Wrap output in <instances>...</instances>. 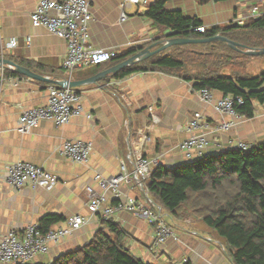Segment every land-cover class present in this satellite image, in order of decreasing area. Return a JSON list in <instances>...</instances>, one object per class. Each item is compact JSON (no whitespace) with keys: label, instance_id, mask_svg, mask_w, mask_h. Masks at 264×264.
Returning a JSON list of instances; mask_svg holds the SVG:
<instances>
[{"label":"crops","instance_id":"1","mask_svg":"<svg viewBox=\"0 0 264 264\" xmlns=\"http://www.w3.org/2000/svg\"><path fill=\"white\" fill-rule=\"evenodd\" d=\"M39 1L0 0V58L3 50L4 58L35 72L56 79L68 78L63 65L68 51L67 40L32 22L31 12ZM122 2L93 0L88 45L121 54L171 34V29L156 24L145 15L146 6H126L128 17L121 20ZM166 7L198 17L208 28L231 24L239 14H247L253 7L264 14V0H170ZM11 38H17V46L6 45ZM258 59L260 72L264 60ZM7 68L9 73L5 74ZM10 71L16 70L10 65L4 70L0 67V84L3 85L0 91V234L11 229L22 234L27 224L39 221L48 213H58L67 219L75 213L87 216L85 186L88 183L98 186L92 178L95 171L105 176L119 174L122 163L132 173L134 163L130 156L142 141L140 131L153 138L144 145V153L149 158L159 157L154 168L159 164L175 167L189 161L178 145L189 135L184 127L194 114L202 112L204 119L213 125L221 119L213 106L200 100L193 81L162 71H139L75 87L82 94L85 110L91 111L92 119L82 114L60 127L50 120H43L30 132L21 133L17 127L22 109L45 105L49 89L58 85L10 74ZM97 73L96 67L87 71L75 69L73 79L82 80ZM215 94L217 97L224 95L220 91ZM255 105L254 115L241 116L229 131L208 133V153L218 154L236 148L240 140L250 144L264 142V104L257 102ZM70 138L94 142V152L87 163H74L61 154V143ZM15 161L44 167L57 174L60 181L52 190L25 187L14 191L2 180L1 171ZM121 189L124 195L144 197L135 179L122 182ZM89 218L91 220L73 236L52 244L47 254L38 255L30 262L48 264L63 252L88 242L101 224L98 217ZM116 221L129 232V248L147 262L234 264L214 230L208 226L202 229L189 226L193 219L172 227L178 239L171 238L158 248L153 244L154 226L146 218L122 211ZM0 264L5 263L0 261Z\"/></svg>","mask_w":264,"mask_h":264},{"label":"trees","instance_id":"2","mask_svg":"<svg viewBox=\"0 0 264 264\" xmlns=\"http://www.w3.org/2000/svg\"><path fill=\"white\" fill-rule=\"evenodd\" d=\"M168 1L153 0L145 15L171 29V34L157 37L149 45L115 53L107 64H97V71L119 64L152 44L157 46L153 50L160 48V42L171 37L208 38L220 34L237 42L238 49L226 41L172 45L104 79L139 71H162L193 81L195 89L208 87L241 97L244 103L236 104L237 112L252 117L255 104H264V68L253 74L250 61L264 60V54L251 55L246 51L264 49V14L247 19L244 25L233 22L195 32L193 27L202 25L203 21L186 16L182 10H169ZM6 73H9L8 68ZM10 74L25 76L17 71ZM147 185L151 197L168 213L170 220L201 218L214 230L234 264H264V142L253 144L249 149L229 148L218 154L207 152L180 166L159 164ZM66 220L64 215L48 213L37 222L46 233ZM177 224L182 226L180 222ZM128 234L118 221L102 220L88 242L63 252L49 264H158L136 255L127 245Z\"/></svg>","mask_w":264,"mask_h":264},{"label":"built area","instance_id":"3","mask_svg":"<svg viewBox=\"0 0 264 264\" xmlns=\"http://www.w3.org/2000/svg\"><path fill=\"white\" fill-rule=\"evenodd\" d=\"M152 2L153 0H123L121 20L124 21L128 17L125 12L126 6L134 4L147 7ZM92 8L93 0H40L31 12V19L35 26H43L51 33L67 40L68 51L63 65L70 79H73L75 69L104 63L115 54L109 49L94 48L88 45L91 37L90 22L93 19ZM261 15L258 8L253 7V10L247 14H239L234 23L244 25L247 19L258 18ZM207 29L208 27L204 24L193 27L195 32H205ZM27 39L29 41L30 37ZM18 43L17 38H11L6 45L15 47ZM3 55L2 50V58H4ZM2 68L4 70V66ZM2 88L1 83L0 91ZM196 92L202 102L213 106L214 110L221 115V119L213 125L204 119L202 112L198 111L185 124L184 129L189 135L178 146L189 161L207 154L208 133L227 132L237 125V120L242 115L237 112L236 104L244 103L241 97H235L232 94L217 97L215 90L208 87L196 89ZM82 114L89 119L93 118L91 111L85 110L82 94L75 88L58 85L49 89L48 101L45 105L22 109L17 129L21 133L30 132L43 120H50L60 127L70 123L73 117ZM140 134L142 141L130 156L134 163L132 173L122 163V171L119 174L105 176L95 171L92 178L98 186L92 183L85 186L89 210L87 216L75 213L66 222L46 233L41 231L37 221H32L27 224L22 234L13 229L0 234V261L5 264L30 262L38 255L47 254L52 244L73 236L77 230L91 220L89 217H98L100 221H116L118 214L122 211L146 218L154 226L153 244L156 248L171 238L178 239L173 228L166 221L168 213L151 197L147 181L153 173L155 164L159 162V157L149 158L145 155L144 145L153 138L144 131H140ZM252 146L253 144L240 140L236 148L249 149ZM94 147L92 140L70 138L61 143L59 151L68 160L84 164L90 160ZM1 173L2 180L14 191H21L25 187H43L52 190L60 181L57 174L28 161H15L7 164ZM134 179L144 193L143 198L123 194L122 182ZM208 239L213 241L212 238ZM222 247L225 251V246L222 245Z\"/></svg>","mask_w":264,"mask_h":264},{"label":"water","instance_id":"4","mask_svg":"<svg viewBox=\"0 0 264 264\" xmlns=\"http://www.w3.org/2000/svg\"><path fill=\"white\" fill-rule=\"evenodd\" d=\"M216 41H226L228 42V44L234 48V49H238L239 45L237 42L228 39L227 37H224L220 34H217L215 36H211L208 38H186V37H171L169 39H167L165 42H160L162 43V46L160 48H157L155 50H153L152 48L155 46V44H152L150 46H148L147 48L137 52L136 54H134L133 56L129 57L128 59H126L125 61L116 64L104 71H101L91 77H88L86 79H82V80H74V79H70V78H62V79H56L47 75H43L40 74L38 72H35L34 70H32L31 68L25 67V66H21L19 64H17L16 62L6 59V58H0V67L2 66H6V65H10L11 67H14V69L19 72L20 74H23L31 79H35L41 82H47V83H54L57 84L61 87H79L82 86L84 84H92V83H97L100 80H102L103 78L107 77L109 74H115L117 72H119L120 70L124 69L125 67L134 64L140 60H143L147 57H149L150 55L157 53L161 50H164L172 45H177V44H188V43H211V42H216ZM247 53L251 54V55H262L264 54V49L261 50H254V49H250L246 51Z\"/></svg>","mask_w":264,"mask_h":264},{"label":"rangeland","instance_id":"5","mask_svg":"<svg viewBox=\"0 0 264 264\" xmlns=\"http://www.w3.org/2000/svg\"><path fill=\"white\" fill-rule=\"evenodd\" d=\"M109 62V61H108ZM107 64V62L103 63L102 65H105ZM260 64V59H252V62H251V72L254 73V74H257L259 72V69L261 67ZM98 65L97 64H93V66H90L89 68H77L76 70H80V71H87V70H90L91 68L93 67H97ZM166 221L168 224L172 225L173 227H178L179 225L177 223L179 222H184V218L182 217H176V221H172L170 220V218H166ZM189 226H192V227H195V228H198V229H202V228H207V225L202 221L201 218H198V219H195L193 220V222H189Z\"/></svg>","mask_w":264,"mask_h":264},{"label":"bare ground","instance_id":"6","mask_svg":"<svg viewBox=\"0 0 264 264\" xmlns=\"http://www.w3.org/2000/svg\"><path fill=\"white\" fill-rule=\"evenodd\" d=\"M116 56V55H115ZM24 231V230H23Z\"/></svg>","mask_w":264,"mask_h":264}]
</instances>
